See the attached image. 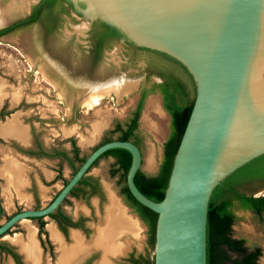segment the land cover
Segmentation results:
<instances>
[{"label":"water","instance_id":"water-1","mask_svg":"<svg viewBox=\"0 0 264 264\" xmlns=\"http://www.w3.org/2000/svg\"><path fill=\"white\" fill-rule=\"evenodd\" d=\"M37 2L23 0L0 28L25 18ZM57 9L66 19L67 12L73 15L80 26L73 32L96 35L98 46L117 51L147 47L172 56L191 74L195 93L159 200L142 193L133 180L140 148L130 139L112 138L85 155L48 203L19 209L0 222V235L19 219L51 212L97 156L122 147L130 153L128 191L156 213L152 264H206V213L213 187L264 152V0H57L52 10ZM63 35L61 43L52 35L41 47L36 30L33 47L46 60V71L68 82L59 85L65 96L78 91L77 98L87 97L98 86L102 96L122 90L123 79L109 75L104 64L80 84L74 76L85 69L70 60L78 55L67 47L70 34Z\"/></svg>","mask_w":264,"mask_h":264},{"label":"rangeland","instance_id":"rangeland-1","mask_svg":"<svg viewBox=\"0 0 264 264\" xmlns=\"http://www.w3.org/2000/svg\"><path fill=\"white\" fill-rule=\"evenodd\" d=\"M11 2L17 8V5L23 4V0L20 3L15 0H0L1 5L4 3L11 4ZM2 8L0 7V22L4 17H7L5 13L6 9L4 7ZM77 27L80 26L73 15L67 13V19L62 15L58 31H56L53 41L61 43L59 36L63 37V33L70 34L66 37L67 47L74 48L78 55L77 57L73 56L70 60H78V65L82 69H85L80 71V73H75L74 76L76 80L79 79L82 81L80 82L82 84L85 82V79L90 80L91 73L95 67H90L88 70L89 66L86 64V60L83 59L80 61L83 54L87 51L86 44L89 38L88 33L73 32ZM35 34L36 30L32 26H26L0 36V92L4 95V104L8 107V110H19V119H24L31 126L33 134L38 136L42 142L44 140L47 143L55 141L61 142L68 138V136H73L77 145L80 147V153L86 155L104 137H116L119 131L113 130L114 122L116 120L123 121L130 115V111L134 108L137 99V93L134 89L138 84L137 82L142 80L146 71L145 56L147 51L144 49L117 51L107 46L103 50L97 65L104 64L109 75L119 80L123 79L124 87L112 97L104 94L103 96H95L90 101L87 99L84 102V97L86 96L77 98L78 91H72L74 96H65L59 84L46 71L41 61L46 60L33 47ZM79 43L81 45L78 47ZM81 52L83 53L81 54ZM149 67L152 68L151 66ZM152 69L156 71V69ZM152 77L155 78V76H150V78ZM15 93H18V101L12 104L11 102L16 101V99L12 100ZM151 93L153 92H150L149 95L147 94L143 98V103L137 118V126H139L137 135L140 137L139 146L143 158L140 165L143 169L149 160L152 166L149 172L152 174L157 171L160 162V156H158L160 141L170 132L171 121L167 113L160 111L159 114L156 112V109H153L150 102L146 103L148 100H154L156 104H159V96L156 93ZM72 100H75L73 106L68 104ZM0 141L3 142V140ZM6 166L7 164L5 163L3 167ZM113 168L114 164L111 156L109 154H103L97 158L88 170L89 173L99 179L104 188L103 192L105 196L109 190L116 191L121 181H123L122 178L117 179L118 172H110ZM245 191L251 192L253 195L263 194L264 182L254 183L248 186ZM7 194L9 195L8 192ZM106 200L104 198V201ZM20 207L22 208V202H15L11 207L5 208V214L4 216H0V221L7 217L8 213ZM107 214L109 215L110 225H115L116 223V227L111 229L113 231L120 226L121 223L118 222L123 221L122 207H120L113 197L110 199L107 207ZM29 225H34V220L28 218L19 219L9 229L8 233L10 234L14 231H17L21 235L22 233L23 235L26 233L27 242V227ZM134 228H137V225ZM230 233L232 236L243 237L245 245L248 247L254 244L258 245L260 247V253L257 260L260 264H264V210L254 212L248 209H235V218L231 223ZM74 234L76 233H72L73 239ZM136 238L141 240L142 237L139 235ZM74 241L75 243L79 242V240L76 242L75 239ZM31 242L33 256L29 257L35 259L37 256V248L33 238ZM152 249L153 244L148 246V249H146L147 253L152 255ZM63 252L64 248H61V253L63 254ZM230 255L233 257L235 253L230 252ZM6 261V255L1 254L0 264H6ZM53 263L50 254L44 251L41 264Z\"/></svg>","mask_w":264,"mask_h":264},{"label":"trees","instance_id":"trees-1","mask_svg":"<svg viewBox=\"0 0 264 264\" xmlns=\"http://www.w3.org/2000/svg\"><path fill=\"white\" fill-rule=\"evenodd\" d=\"M55 3L56 0H39L32 5L30 13L22 19V22L33 20L42 15L44 22L50 28L55 16V10H52ZM10 27L8 25L0 28V33ZM138 48L147 51L145 56L146 65L156 69L157 73L162 76V80L153 86L159 87L162 92V106L170 114L171 130L163 141V154L157 171L148 174L138 168L133 180L142 193L151 199L159 200L163 195L173 154L190 110L195 85L185 66L172 56L147 47ZM146 92L147 89L143 88L140 98L136 101L130 115L125 120L114 122L113 130L119 131L114 138L130 139L137 146L139 145L140 137L136 131L137 118L142 106V98ZM111 138L104 137L101 142ZM71 143L74 157L79 164L85 155L79 156L77 154L78 147L73 138H71ZM103 154H113L116 157L120 177L123 179L122 191L139 214L147 217L152 229L156 213L135 200L125 184V172L130 162L129 151L122 147L108 148L97 156L92 164ZM77 165H73V171ZM83 177H86V175L81 178ZM259 179H264V152L236 167L213 187L208 199L206 213V264H259L254 259L259 255L260 248L254 246L249 249L243 244V237H235L230 233V226L235 218L231 209L234 201L236 206L251 208L254 212H260L264 209V193L253 195L251 192L245 191L248 186L252 185L253 181ZM236 185L240 187V190L235 187ZM230 252L235 253V256L231 257ZM11 253L14 257L18 256L14 252Z\"/></svg>","mask_w":264,"mask_h":264},{"label":"flooded vegetation","instance_id":"flooded-vegetation-1","mask_svg":"<svg viewBox=\"0 0 264 264\" xmlns=\"http://www.w3.org/2000/svg\"><path fill=\"white\" fill-rule=\"evenodd\" d=\"M62 15L63 13L60 9L55 10V16L53 19V23H51L52 25L50 28L44 22L42 15H39L35 19L26 21V22H22V19L17 20L16 22L10 25L11 27L9 29L2 31L0 33V36L10 31L19 30L21 27L24 28L26 26L33 25L36 28V30L39 32V44L42 47L43 45H46V43H48L47 40L49 39V36H52V35L54 36L56 34V31H58ZM88 38L89 40L86 44L87 51L83 54V57L80 61L85 59L86 64L89 66L88 67V70H89L90 67H95L97 65L99 58L102 55L103 50L107 46H98L96 35H92L88 33ZM80 45L81 44L79 43L78 47ZM137 49H142V48L137 47L134 50H137ZM82 53L83 52H81V54ZM41 61H42V65L45 67V61L43 60ZM150 76H155V78L153 77L150 78ZM53 78L56 81V83L59 85L68 84L67 81L64 82L63 79H61L60 75L56 74L53 76ZM161 80H162V76L159 75L157 71H154L152 68L146 65V71L144 73V76L142 80L138 82L136 88L134 89V91L137 93L136 101L140 98L142 89L145 88L147 89V92L145 93V95L150 92L156 93L159 96L160 105L162 106V92L159 89V87L153 86L155 83ZM145 95L143 96V98L145 97ZM162 108L164 109L163 106ZM12 111L13 110H8V107L5 106L4 101L2 100L0 104V120H3L5 116L9 115L10 112ZM164 111L170 117V114L168 113V111L166 109H164ZM136 131L138 132V126H136ZM169 133H167L164 140L167 138ZM32 135L34 136L33 132H32ZM71 138L72 137H70V140ZM138 147L140 148L139 145ZM25 151L28 153H32V154L40 153L41 151L45 153V151L43 150V147L34 138L32 140L31 146ZM162 154H163V142H162ZM162 154H161L159 161H161ZM109 155L111 156L113 164H114V168H113L114 170L111 169L110 172H113V171H114L113 173L118 172L119 175L117 176L118 177L117 179L119 178L121 179L120 169L118 168L116 157L113 154H109ZM72 172H73V167L71 168L70 175L72 174ZM58 175L59 173L58 171H56V174L52 178V180L57 179ZM83 175H86V177L81 178ZM83 175L80 177L81 179H79L74 184V186L71 187L68 193L64 196V198L60 201V203L51 212L45 215L26 217L28 219L34 220L33 226L35 229V236L38 241V246L40 247V258H39L38 264H41L43 261L44 251L45 253L50 254V258L52 257V262L56 264H152V259H153L152 255L147 253L146 249H148V246H151L153 244L154 226L151 229V226H150V223L147 217H143L142 215H140L137 209L135 208V206L129 202L126 195L122 191L121 185L123 181H121L118 189H116L114 193L116 197L118 198V200L120 201V203L124 206L126 212L132 218L136 219L137 226H138L136 234H133L130 230H124L122 232H119L116 235L117 240H114L115 241L114 242V241H111L112 237L114 236L112 234L110 235L107 233L105 237L107 236V238L112 243L114 242L115 244H117V250H107L106 249L104 251L102 250L101 247L91 244V239L97 236V233H98L97 222L100 221L101 218L99 217L98 219V216L95 213V207L90 202V197L92 195H95L97 197L96 209L98 210L99 214H101L103 211L105 193L103 192V187L99 179L96 176H90V174H86V173H84ZM67 178H61L60 186L54 189V191L51 193L49 198L45 200V202L43 203L39 202V198L37 194L35 192H32L33 202L28 206L22 205V208L20 207L18 209H14L11 213L7 214V217L19 209L36 208V207L45 205L56 194L58 189L66 182ZM260 181L264 182V179L255 180L252 182V184L260 182ZM235 187L240 190L239 186L236 185ZM75 200L80 203H83L88 209V212L85 213L79 206L75 208V203H74ZM0 209H1L0 216H4L5 211L2 208L1 204H0ZM231 209L234 215H235V209H248V210L253 211L251 208H247V207L244 208V207L236 206L235 201ZM47 220H50L54 223L56 230L59 232L61 236L63 246H64V251H65L61 258H59L60 249L56 246V243L52 241L51 239L52 237L49 236L48 231L45 227ZM10 228H8L4 234H7ZM70 229H76L78 231L79 236H80L78 243H74L75 241L73 237L70 236V233H69ZM4 234L0 235V238ZM139 235H141L142 237L141 240L139 239L140 241L136 238ZM243 244L245 245V240ZM254 246H258V245L254 244L250 247L248 246L247 247L249 249H252ZM0 250L9 252L14 261V264H28L29 263V260L23 257V253H22V260H21L20 256L16 253V251L13 250V247L2 240H0ZM11 252L16 253L18 256L14 257ZM258 256L256 259H254V261L257 263H259L257 260Z\"/></svg>","mask_w":264,"mask_h":264},{"label":"crops","instance_id":"crops-1","mask_svg":"<svg viewBox=\"0 0 264 264\" xmlns=\"http://www.w3.org/2000/svg\"><path fill=\"white\" fill-rule=\"evenodd\" d=\"M147 94L149 95L150 93ZM151 94H155V93H151ZM3 96L4 95H2L0 99L1 100L0 104L3 100ZM17 101L18 100L11 103L14 104ZM149 102L150 105L153 107V109H156L157 113L160 114V111L165 112L162 106L160 105V100H159V104H156L154 100H150V101L148 100L146 103ZM13 117L22 126L21 135H23V137L21 135L16 134L14 131L8 133L0 132V140H3V142L0 141V169L2 168L3 165H5V163L8 166L6 167V170L5 169H3L2 171L0 170V204L3 209L11 207L12 205L15 204V202L16 203L22 202V205H26V206L30 205L33 202L32 192H35L37 194L39 198V202L41 203L45 202V200L49 198V196L54 191V189L60 186L61 178L69 177L73 165L78 164L74 157L71 140L69 139L70 137L74 139L73 136H68V138H66L61 142L55 141V142L47 143L46 140L42 142L38 136L32 135L31 126L28 123H26L24 119L22 120L19 119V110L18 111L13 110L12 112H10L9 115H6L3 120H0V125ZM165 137H163L160 141V147L158 150V154H159L158 156L160 157L162 154V142ZM22 138L24 139L22 140ZM33 138L43 147L45 153L41 151L40 153L32 154L25 151L31 146ZM74 143L77 145L75 140ZM77 147H78L77 154L81 156L82 154L80 153L79 150L80 147L78 145ZM142 160L143 158L141 159V162ZM150 164L151 162L148 160L146 166H144L143 168L144 170L142 169L141 165H140V169L143 170L145 173L149 174L150 167H152ZM56 171H58L59 173L58 178L52 180V178L56 174ZM64 172H66V174H64ZM86 174H90V176H94L88 171L86 172ZM7 192L9 193V195L7 194ZM112 197L114 198V200L116 199L120 207H122V214H123L122 222L125 225L123 226L121 223L120 226L118 228H115L113 231L111 229H113V227H116V223L115 225H110L109 215L107 214V207ZM105 198L107 200L104 201L103 211L101 214H99L98 210L96 209L97 197L95 195H92L90 197V202L95 207V213L97 214L98 219L99 217L101 218L100 221L97 220L98 233L97 236L91 239V244L101 247L102 250L104 251L106 249L117 250V244L114 243L115 242L114 240H117L116 235L124 230H130L133 234H136L137 228H134V226L137 225V222L135 218H132L126 212L124 206L120 203V201L118 200V198L116 197L113 191L109 190ZM74 203H75V208L79 206L85 213L88 212V209L83 203H80L76 200ZM29 227L31 228V234L37 248V256L35 259L26 255V251L23 248V243L26 241V233L24 235H21L17 231H14L10 234L7 233V236L4 234L0 238V240L11 245L13 247V250H15L16 253L20 256L21 260L23 253V257L29 260V264H38L40 258V247L38 246V241L35 236L34 226L29 225ZM45 227L48 231L49 236L51 230L57 234L58 241H55L52 238L51 239L56 243V246L60 249L59 258H61L63 256V254L61 253V248L63 249L64 246L59 232L56 230L54 223L50 220H47ZM69 233L70 236H72V233H76L79 236V233L76 229H70ZM107 233L110 235L112 234L114 236L111 239V241H114L113 243L107 238V236L105 237ZM1 254L6 255L7 258L6 264H14V261L9 252L0 250V255Z\"/></svg>","mask_w":264,"mask_h":264},{"label":"bare ground","instance_id":"bare-ground-1","mask_svg":"<svg viewBox=\"0 0 264 264\" xmlns=\"http://www.w3.org/2000/svg\"><path fill=\"white\" fill-rule=\"evenodd\" d=\"M0 7L2 8V7H4L6 10H5V13H6V16H8L12 11H14V10H16L17 9V7H15V5L11 2V4H9V3H4L3 5H0ZM3 9V8H2ZM5 15V14H4ZM4 18H6V17H4ZM98 85H100V84H98ZM97 85V86H98ZM102 87V86H101ZM98 89H99V86H98ZM97 89V90H98ZM97 90H96V92H93V93H90V95L89 96H87V97H85V99H84V102L85 101H87V99H89L88 101H90V100H92V99H94V97L96 96V97H98V96H102V92H97ZM2 95H3V93L2 92H0V99H1V97H2ZM18 93H15V96L13 97V99L12 100H14V99H18ZM12 131H14L16 134H18V135H21L22 134V126L18 123V121H16L15 120V118L13 117V118H10L8 121H6L5 123H3V124H1L0 125V132L1 133H8V132H12ZM22 137H23V135H21ZM6 137V136H5ZM27 138V137H26ZM24 138H22V140H23ZM21 140V139H20ZM24 142H25V140H24ZM6 167H8V166H6ZM6 167L4 168L3 166H2V168L0 169L1 171L3 170V169H5L6 170ZM2 173V172H1ZM4 176V175H3ZM116 221V220H115ZM118 222V221H117ZM118 223H122V225L123 226H125L124 224H123V222H118ZM126 224V223H125ZM129 225V224H128ZM127 225V226H128ZM53 227V226H52ZM132 227V226H131ZM27 229H28V234H27V236H28V240H27V242L25 241V243H24V246H23V248L26 250V252H27V255L28 256H33V248H32V234H31V228L30 227H27ZM53 229V228H52ZM6 236H7V234H5ZM10 237V236H9ZM51 237L53 238V240H55V241H58V237H57V234L54 232V231H52L51 230ZM74 239L76 240V242H78V240L80 239L79 238V236L77 235V234H74ZM11 240V239H10ZM60 240V239H59ZM18 243V242H17Z\"/></svg>","mask_w":264,"mask_h":264},{"label":"built area","instance_id":"built-area-1","mask_svg":"<svg viewBox=\"0 0 264 264\" xmlns=\"http://www.w3.org/2000/svg\"><path fill=\"white\" fill-rule=\"evenodd\" d=\"M109 96H111V97H112V95H109Z\"/></svg>","mask_w":264,"mask_h":264}]
</instances>
